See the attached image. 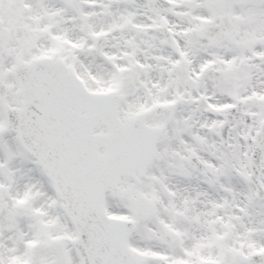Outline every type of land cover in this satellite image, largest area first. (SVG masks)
<instances>
[{
	"label": "snow or ice",
	"instance_id": "obj_1",
	"mask_svg": "<svg viewBox=\"0 0 264 264\" xmlns=\"http://www.w3.org/2000/svg\"><path fill=\"white\" fill-rule=\"evenodd\" d=\"M0 264H264V0H0Z\"/></svg>",
	"mask_w": 264,
	"mask_h": 264
}]
</instances>
